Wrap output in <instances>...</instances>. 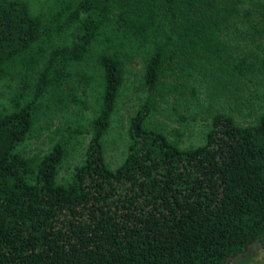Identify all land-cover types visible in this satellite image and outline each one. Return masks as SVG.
<instances>
[{
  "label": "trees",
  "instance_id": "16d2710c",
  "mask_svg": "<svg viewBox=\"0 0 264 264\" xmlns=\"http://www.w3.org/2000/svg\"><path fill=\"white\" fill-rule=\"evenodd\" d=\"M253 243L264 0H0V264H226Z\"/></svg>",
  "mask_w": 264,
  "mask_h": 264
},
{
  "label": "rangeland",
  "instance_id": "374dc122",
  "mask_svg": "<svg viewBox=\"0 0 264 264\" xmlns=\"http://www.w3.org/2000/svg\"><path fill=\"white\" fill-rule=\"evenodd\" d=\"M130 105L133 106L132 104H129V106ZM129 109H131V107ZM121 112L124 115H126L127 111L125 107L121 110ZM196 142H197V136L195 130L185 138L183 144L187 145ZM40 144L41 141L33 142L34 146ZM122 148H123V140L120 137L115 136L113 141H111L110 144L107 145V151H106L107 157L113 161L117 160V158H119L120 156V152ZM226 264H264V248L258 245V243H253L249 248V252L245 253L244 255L238 256L235 260H232Z\"/></svg>",
  "mask_w": 264,
  "mask_h": 264
},
{
  "label": "water",
  "instance_id": "95a60500",
  "mask_svg": "<svg viewBox=\"0 0 264 264\" xmlns=\"http://www.w3.org/2000/svg\"><path fill=\"white\" fill-rule=\"evenodd\" d=\"M247 246H248V245H246V246L244 247L243 251H246V250H247Z\"/></svg>",
  "mask_w": 264,
  "mask_h": 264
}]
</instances>
